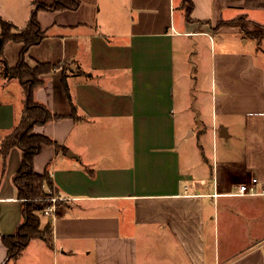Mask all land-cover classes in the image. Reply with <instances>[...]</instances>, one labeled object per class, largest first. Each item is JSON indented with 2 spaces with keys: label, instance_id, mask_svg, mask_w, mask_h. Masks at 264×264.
<instances>
[{
  "label": "crops",
  "instance_id": "0c3cea01",
  "mask_svg": "<svg viewBox=\"0 0 264 264\" xmlns=\"http://www.w3.org/2000/svg\"><path fill=\"white\" fill-rule=\"evenodd\" d=\"M54 1L0 0V18L21 30ZM80 1L39 12L45 38L26 56L60 65L34 96L62 116L35 132L61 148L43 145L34 167L61 205L8 264H264V198L233 195L264 183V39L249 36L264 32V0H192V20L184 0ZM23 46L0 55V147L25 106L5 75ZM21 164L16 147L5 173L0 159V264L23 221Z\"/></svg>",
  "mask_w": 264,
  "mask_h": 264
},
{
  "label": "trees",
  "instance_id": "16d2710c",
  "mask_svg": "<svg viewBox=\"0 0 264 264\" xmlns=\"http://www.w3.org/2000/svg\"><path fill=\"white\" fill-rule=\"evenodd\" d=\"M184 5L188 20H192L191 15L194 9L192 0H184ZM80 6V0H55L51 6L36 3L28 25L21 30H18L12 23L0 18L2 28L0 55H3L4 48L10 41L24 45L18 64L13 68L8 64L5 65V75L10 79H18L25 94V106L21 119L11 133L5 137L0 147L3 173L6 171L11 150L16 147L22 152L21 168L15 174L13 183L17 190L18 199L24 202L23 221L18 226L16 233L2 238L8 249V256L3 264L18 259L32 240H46L47 235L53 232L51 222L45 227L43 226L41 213L43 207L49 206L47 200L51 198L50 195L54 193L58 196L59 191L50 173L40 174L36 172L34 161L42 151L43 145L52 144L58 148L61 147L49 137L36 133L35 128L50 121L60 120L62 116L54 115L47 106L37 102L34 92L43 84V75L60 68V65L39 63L36 68H31L26 62V56L31 47L40 45L45 38V33L38 20L40 11L77 10ZM235 23L236 21H229L222 24L235 25ZM249 36L262 43L264 32L249 33ZM63 80L64 87L69 94L66 75ZM47 189L51 191L50 194L47 193Z\"/></svg>",
  "mask_w": 264,
  "mask_h": 264
},
{
  "label": "built area",
  "instance_id": "2783aa9c",
  "mask_svg": "<svg viewBox=\"0 0 264 264\" xmlns=\"http://www.w3.org/2000/svg\"><path fill=\"white\" fill-rule=\"evenodd\" d=\"M235 196H249L264 198V183H261L257 177H252L247 182H242L237 185V191L233 193ZM55 206L45 210L46 214L54 213Z\"/></svg>",
  "mask_w": 264,
  "mask_h": 264
},
{
  "label": "rangeland",
  "instance_id": "374dc122",
  "mask_svg": "<svg viewBox=\"0 0 264 264\" xmlns=\"http://www.w3.org/2000/svg\"><path fill=\"white\" fill-rule=\"evenodd\" d=\"M182 15H183V12L176 11V18H177V20H179L182 17ZM199 47H201L204 51H206V48L209 47V44L208 43H206V44H199ZM199 72H200V69H199ZM205 108H206V111H207V106L206 105H205ZM205 117L206 118H208V117L211 118L212 117L211 113L209 114V110L206 112ZM50 192L51 191L49 189H47V193L50 194ZM52 194L53 195H50L51 198L49 200H47V202L49 201L48 202L49 203V206L43 207V209H42L43 211H42L41 215L45 212L46 209L55 206V209L57 210V208L59 207V205H61L60 196L59 195L56 196L54 193H52Z\"/></svg>",
  "mask_w": 264,
  "mask_h": 264
}]
</instances>
